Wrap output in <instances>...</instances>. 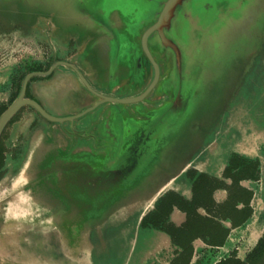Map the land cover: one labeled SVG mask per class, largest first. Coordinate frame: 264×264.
Instances as JSON below:
<instances>
[{
	"label": "water",
	"instance_id": "95a60500",
	"mask_svg": "<svg viewBox=\"0 0 264 264\" xmlns=\"http://www.w3.org/2000/svg\"><path fill=\"white\" fill-rule=\"evenodd\" d=\"M63 1L70 4L71 21L75 19L80 29L72 33L55 26L47 16V23L55 27L54 38L74 39L77 58L87 46L99 58L110 53L115 74L127 73L133 65L143 86L118 97L105 85H101L103 92L95 90L80 75L94 97L86 95L92 100L78 112L56 116L24 97L26 82L36 72L25 76L19 96L0 115V134L15 111L28 103L51 121L53 129L102 104L108 109L102 123L105 120L109 135L97 147L70 149L66 140L71 135L48 139L41 130L40 175L21 181L19 189H11L12 180L35 162L30 144L37 133L27 139L16 158L6 161L0 186L5 184V191L9 186V191L0 198V232L11 236L7 243L13 246V254L0 246V264L15 258L17 249L20 254L27 249L20 258L27 264H111L112 258L119 259L124 242L127 250L120 264H143L155 253L157 243L169 240L160 230L141 226L142 217L156 201L168 190L182 193L189 187L186 174L191 167L213 173L232 152L257 155L264 141V128L248 114L264 113V0ZM0 4L2 12H15L6 1ZM6 20L26 25L15 18ZM122 55L126 58L119 61ZM61 63L74 67L55 61L40 74ZM95 67L100 77L110 78L106 65ZM250 72L252 82L258 83L256 99L263 100L262 107H246L254 103L250 80L243 79ZM107 102L136 103V107L111 108ZM223 110L226 115L221 117ZM109 159L114 163L107 165ZM51 163L59 169L41 176ZM17 190L25 191L26 196L19 198L29 207L15 205ZM142 229L149 230V235H144L145 247L135 255ZM159 233L166 240L154 237ZM20 236L26 244L39 246L25 248Z\"/></svg>",
	"mask_w": 264,
	"mask_h": 264
},
{
	"label": "rangeland",
	"instance_id": "374dc122",
	"mask_svg": "<svg viewBox=\"0 0 264 264\" xmlns=\"http://www.w3.org/2000/svg\"><path fill=\"white\" fill-rule=\"evenodd\" d=\"M6 1L9 8L15 12H6V11H1L0 10V82L5 80L7 76V71H8V66H11L13 63L17 62L18 60H21L20 58L26 57L28 54L34 55V56H41L42 51L44 50L45 44H42L44 41L46 44H48L49 48L53 52L54 55L57 57L60 55L62 59L65 61L71 63L74 65L76 70H71L66 68L65 70L62 69L63 67H60L58 65L55 68V73L59 71H63L62 73V78L57 79V80H51V81H46L44 85L37 87L33 97L38 100L41 105L45 108L47 112H49L52 115H59V116H64V115H69L78 112L81 110V106L84 102L91 101V98H87L86 96L82 95V93H78L79 90H83L88 92V87L84 84L82 78H80V75H82L85 80L89 83V85L94 86L95 84L105 85L109 89H113L114 95H117L118 97L121 96H127L130 94H133L137 89L141 88L143 85L139 82V78L137 76V72L134 71L133 65H131L130 69L127 71V73L122 72L121 74H115L114 71L116 70V66L112 69L111 67V61L113 63V58L111 54L109 53L108 56L104 58H99V55L95 51H91L92 48L91 46H87L86 49H84V52L82 54H79L81 59L79 60L76 57H70L66 55L67 53H63V51L68 50L69 46L68 41L70 38H68L67 41H65L63 38H54L53 33H55L54 29L55 27L51 26V24L47 23L46 17L50 16L52 17V22L55 23L56 25H61L62 29L67 28L68 31L77 32L79 28V24L75 22V19L73 20V23L71 21L72 16L70 14L71 9L70 4L63 1V0H3ZM143 1V0H142ZM142 2L141 4H143ZM1 5V4H0ZM4 6V4H2ZM2 8L4 9V7ZM52 12H56L55 14H52ZM15 18L19 21H22V24L26 25H16L15 23H12V20L8 21L6 18ZM69 21V24H66V22ZM53 24V23H52ZM15 26L16 29L14 28ZM13 28L15 29L14 32ZM19 34V35H17ZM10 33V34H9ZM12 34V35H11ZM85 34V33H84ZM69 36V35H68ZM83 40V38L81 39ZM256 44V42H255ZM47 47V48H48ZM46 48V49H47ZM89 52L91 53L90 56H86V53ZM111 56V57H110ZM121 58L125 59L123 55L120 56L119 61ZM94 61H98V64L96 65H101L102 63L107 66V72L109 71V74L111 75L109 77H100L97 74V71L95 68V63ZM94 63V65H93ZM103 66V65H102ZM60 74V73H58ZM79 77V81L76 77ZM115 74V75H114ZM252 72L250 74H247V76H243V79L245 81L250 83V88L254 89V95L253 98L250 100L251 106L246 105V107L250 108H258L262 107L261 105L263 104L262 99H256V96L258 95V89H257V81L253 80L252 82ZM40 81H44L41 79ZM237 80L231 82L230 88L232 89L234 85L236 84ZM230 83V82H229ZM244 81L241 80L240 86H241V91L244 90ZM239 88V87H238ZM93 96V95H92ZM94 97V96H93ZM106 104V106H109L111 108H121V109H128L131 107H136V103H109ZM260 104V105H259ZM101 105L94 109L93 111L87 112L86 114L82 115L81 117L77 118L74 122L75 127H80V120H87L92 115H95L99 112L101 109ZM264 112V111H263ZM248 114L252 117L251 120L255 123L259 124V126L264 128V113H251L248 111ZM226 115V111L223 110V112L220 114L221 117H224ZM44 118V117H43ZM259 120V123L257 122ZM28 122V121H25ZM51 122V121H50ZM22 123V122H20ZM27 126L25 124H19V126L16 128V130H13L14 132V137L12 135V138H10L8 141L11 143H18V140L24 139L27 142V139L33 134L37 133L34 135V138L31 140L30 144V149L32 150V159L37 162L36 164L33 163V165H30L28 168H23L21 172H19L17 175L13 177V185H11V189L13 188H18L20 186V182L27 179V178H32L36 177L38 175L37 171L40 169V166L37 165L38 162V155L40 154L39 151V145L41 143V138H43V133L41 131V127H36L31 130H27ZM89 131H84V137H80L79 135V142H85V144H92L93 139L89 137L88 135ZM88 138H86V137ZM86 138V140H85ZM64 140V139H63ZM65 142V141H64ZM55 143V142H54ZM264 141L261 142L259 147L257 148L258 153L263 152L260 148H262L264 145ZM41 146V145H40ZM19 154V153H18ZM17 154V155H18ZM10 155V152L8 153V156ZM11 157L7 158L6 161L10 162ZM42 161V160H41ZM115 160L109 159L107 165H111L114 163ZM9 164V163H8ZM42 166V165H41ZM56 164L51 163L48 165V167H45L43 169V173L41 176L43 177H48L49 175H52V171L54 168L59 169L56 167ZM7 170V168H6ZM47 172H50V174H46ZM46 174V175H45ZM40 175V174H39ZM38 175V176H39ZM19 184V186H18ZM16 185V186H15ZM5 184L0 186V198H4V196L8 193L9 191V186H8V191H5ZM16 188V189H17ZM18 196H16V203L15 205H19L21 208H26L29 207L27 204H25L24 201H22L20 198L25 197V191L17 190ZM257 201L260 200V202L263 203L264 205V193H259L257 191ZM20 197V198H19ZM8 199V198H7ZM262 200V201H261ZM11 200H8L4 202V205L8 207L10 204ZM264 211V210H263ZM2 226L1 220H0V228ZM149 235V230L142 229L139 233V241L137 243V247L135 250V255L138 253L140 249H143L145 247V242H147V238L144 237L146 234ZM8 237L11 238V236L8 235ZM5 233L0 232V246H2L5 249H10L9 251L10 254H13L12 245L8 246L7 239H9ZM5 240V241H4ZM19 241L21 242V245L24 244L23 246L25 248H31L33 246L38 247L39 245H33L31 246L29 244H26L22 240V236L19 237ZM117 245L119 244V240L116 242ZM16 248L18 247V244H14ZM41 246V245H40ZM120 249V257L119 259H113L109 254L110 252L107 251V255L112 258L111 264H120L122 261V258L125 255V251L127 250V242H124L122 245L119 246ZM23 251V250H22ZM40 253H42V250H39ZM105 251V249H104ZM21 251L17 249L15 252V258L13 259H7V261H4L5 264H27L25 261L20 260V258H23L21 254L25 255L27 254V249L23 251L20 254ZM153 252V251H152ZM104 253V252H103ZM106 253V251H105ZM115 254V253H114ZM154 254V252H153ZM94 257L95 260H98V253L94 251ZM103 262V261H102ZM70 264V263H69ZM101 264V263H99Z\"/></svg>",
	"mask_w": 264,
	"mask_h": 264
},
{
	"label": "flooded vegetation",
	"instance_id": "af4514ba",
	"mask_svg": "<svg viewBox=\"0 0 264 264\" xmlns=\"http://www.w3.org/2000/svg\"><path fill=\"white\" fill-rule=\"evenodd\" d=\"M17 26H15L14 28L16 29ZM14 28L12 32L15 31ZM42 44H45L46 48L49 46L44 41L42 42ZM67 45L69 46V48L68 50L63 51V53H67L66 55L70 57L71 56L76 57L75 55L78 54V49L74 39L69 40ZM46 48H44V50L42 51L41 56L39 55L34 56L28 54L26 57L20 58L21 60H18L17 62L13 63L11 66H8L7 76L5 80L0 82V115L19 96L21 92L23 80L28 73L36 72L35 74H32L26 82L24 97L33 99L41 105V103L38 100H36L35 97H33L39 84L40 86H42L48 80L51 81L62 78V73L66 68L74 70L75 67L72 68L71 66L61 63L58 65H60V67H63L62 68L64 69L63 71H59L55 73L54 71L55 68L58 66L57 65L48 74H40V72H45L48 69H50V67L55 61H65L64 59L61 58L60 55L58 57L54 55L49 47L47 49ZM82 53L83 52H81L80 54ZM78 59L80 60L81 58L79 57ZM76 77L79 81V77L77 76V74ZM41 79H43L44 81H40ZM91 87H93L95 90H98L100 92H103L102 89H104L98 83ZM83 94L84 96L89 94L93 95V92L90 91L88 88V92L82 90V95ZM107 110H108L107 108L101 106V109L97 114L92 115V117H90L87 120H80V127L78 128L75 127L74 124L77 118L74 119L72 122L71 121L62 122L61 124H59V128H60L59 130V128H55V129H53L52 127L50 128L49 127L50 120L46 119L42 114H40L38 110L31 104L25 103L21 105L7 121L0 134V139L4 145L3 146L4 164L2 167H0V178L6 171V167H5L6 159L8 157L9 158L11 157V159L16 158L18 156L17 154L20 153L26 145V140L24 139H20V141L18 140V143L17 142L11 143L8 141L10 138H12V135L14 137L13 130H16L19 124L22 125L25 124L28 128L27 129L28 131L29 130L33 131L34 128L41 127V130L46 134L48 139H52L54 135L61 136L65 139L66 135L69 134L71 135V138H69L66 141L68 144L67 148L70 149H72L73 147L81 148L85 146L89 148H93L94 146L97 147L102 142H104L105 137L109 135V129L105 127L106 126L105 120L104 123H102V119L104 118L105 115H107ZM84 131H89L88 135L90 138L93 139L92 144H85V142L78 141L79 135L80 137H84L83 134ZM260 149L263 152H260L254 156H250L251 158H255L258 160V164H259V166L257 167L258 176L254 178L251 177L250 175H245L237 180L238 186L251 191V196L248 200H244V199L242 200L239 197H237L236 193L238 192V188L233 186L234 185L233 174L236 175L238 173L240 166L230 167L229 172L232 173V175L225 173L226 167L228 166L227 162L224 164V166L222 167L219 173L205 172L208 176L218 180V183L215 184L214 187L211 189L210 196L211 199L214 201V205L216 207H219L221 205V207L219 211L216 210L218 214L215 213L214 211L208 210L204 205L201 204L200 205L198 204L195 209L200 215L218 221L222 229H224V233H223L224 236H223V240L218 243L209 241L208 236H202L200 234L193 236L190 239L191 249L189 252L190 253L189 259L186 264H218L219 262H221L222 260L228 257H234L241 261H245L247 255L251 252V250L255 247L260 237L263 235L264 224L261 232L256 237L252 235L249 229L246 227L247 224L252 220L255 212V203H256L255 198H257V193H258L257 191H259V193L262 192L264 193V164L262 167L260 160V156L264 157V146ZM9 152L10 155L8 156ZM239 155L244 156L241 154ZM188 171L186 174L190 182V186L188 187V190L182 193L176 191L175 192L179 196H181L184 200L191 201L193 199V183L197 179V177H199L200 175L199 172L202 171H199L194 167H191L190 169H188ZM231 198L234 199L238 198V199L231 200ZM228 202L230 203L232 202L234 205L235 211L233 213H238L239 215H241L239 211H242L246 209V207H249L250 211L248 215L242 220H239V215L230 214V213L224 215V211H222V206L224 204H228ZM186 217H187L186 210L177 203H172L166 221L174 225L175 227H183V224L186 221ZM260 221L264 223V213L263 215L261 214ZM156 230H160V229H156ZM160 231L165 233L168 236L169 240L166 241V243L163 242V245L160 244L159 247H157L158 257H160V259L162 260H166L168 264H181L178 262L177 263L174 262V260L178 259L179 262L180 260L182 261V259H180L179 256H181L183 247L173 242L167 232L163 230ZM151 258L152 259H150L145 264H158L156 261L157 260L156 257L154 258V256H152Z\"/></svg>",
	"mask_w": 264,
	"mask_h": 264
},
{
	"label": "trees",
	"instance_id": "16d2710c",
	"mask_svg": "<svg viewBox=\"0 0 264 264\" xmlns=\"http://www.w3.org/2000/svg\"><path fill=\"white\" fill-rule=\"evenodd\" d=\"M3 146L4 145L0 139V167L4 164ZM227 163L228 166L226 167L225 173L231 175L232 173L229 172L230 167L240 166L238 173L236 175L233 174V186L238 188V192L236 193L237 197L242 200H248L251 196V191L238 186L237 180L245 175H250L251 177L256 178L258 176V160L245 155L240 156L239 153L233 152L228 158ZM199 173V177H197L193 183V199L191 201L184 200L174 190H168L156 201L154 208L147 212L141 220L142 227L163 230L169 234L173 242L183 247L181 256H179L182 261L180 260L179 262L178 259H175L174 262L176 263H187L191 249L190 239L197 234L208 236L209 241L214 243H218L223 240L224 229H222L219 222L212 218L200 215L195 209L198 204H201L208 210L217 213L221 207V205L216 207L210 196L211 189L218 183V180L208 176L205 172ZM236 199L231 198V200ZM172 203H177L186 210L187 217L183 227H175L166 221ZM222 211H224V215H227L228 213L239 215L238 213H233L235 209L232 202L224 204L222 206ZM249 211V207L239 211V213H241V215H239V220L244 219L248 215ZM218 264H264V233L258 240L255 247L247 255L245 261H241L234 257H228Z\"/></svg>",
	"mask_w": 264,
	"mask_h": 264
},
{
	"label": "crops",
	"instance_id": "0c3cea01",
	"mask_svg": "<svg viewBox=\"0 0 264 264\" xmlns=\"http://www.w3.org/2000/svg\"><path fill=\"white\" fill-rule=\"evenodd\" d=\"M261 164H262V167H263V164H264V157L263 156L261 157ZM221 169H222L221 168V165H219V166H217V168H215V171L213 173H219L221 171ZM186 190H188V186H186L183 189V192H185ZM257 198H255V202L256 203H255V212H254L253 218H252V220L246 226L249 229L250 233L252 235H254L255 237L261 232V230L263 228V224H264V223H262L260 221V216H261V214L263 215V213H264V211H263L264 210V205H263L262 202H260V200L257 201ZM154 237H156V238L159 237L162 240H166V237L163 234H160V233L159 234H154ZM157 247H159V244L158 243L156 244L155 253H154V255H151V257L152 256H154V258L156 257V259H157L156 261H157L158 264H168V262L166 260H162V259H160V257H158ZM148 261L146 259L143 264H145Z\"/></svg>",
	"mask_w": 264,
	"mask_h": 264
}]
</instances>
